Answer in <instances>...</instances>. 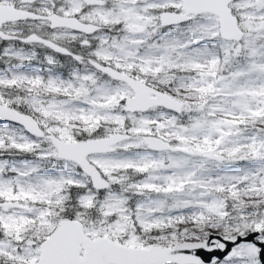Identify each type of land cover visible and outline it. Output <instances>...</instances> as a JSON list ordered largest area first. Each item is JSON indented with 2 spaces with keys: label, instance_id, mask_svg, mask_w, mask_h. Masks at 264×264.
Here are the masks:
<instances>
[{
  "label": "snow or ice",
  "instance_id": "6c2138e0",
  "mask_svg": "<svg viewBox=\"0 0 264 264\" xmlns=\"http://www.w3.org/2000/svg\"><path fill=\"white\" fill-rule=\"evenodd\" d=\"M0 264H264V0H0Z\"/></svg>",
  "mask_w": 264,
  "mask_h": 264
}]
</instances>
